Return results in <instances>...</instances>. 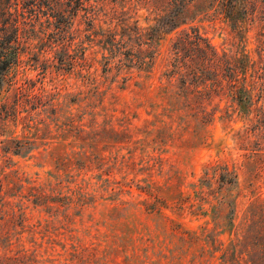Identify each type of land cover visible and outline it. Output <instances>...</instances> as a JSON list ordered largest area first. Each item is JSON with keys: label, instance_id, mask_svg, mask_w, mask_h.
<instances>
[{"label": "rangeland", "instance_id": "374dc122", "mask_svg": "<svg viewBox=\"0 0 264 264\" xmlns=\"http://www.w3.org/2000/svg\"><path fill=\"white\" fill-rule=\"evenodd\" d=\"M110 1L105 17L104 0H0L20 49L0 79V264H262L264 0L243 2L239 37L222 0H195L151 45L141 0ZM194 31L211 52L184 43L186 63L243 62L259 103L228 97L223 67L200 88L167 76Z\"/></svg>", "mask_w": 264, "mask_h": 264}, {"label": "trees", "instance_id": "16d2710c", "mask_svg": "<svg viewBox=\"0 0 264 264\" xmlns=\"http://www.w3.org/2000/svg\"><path fill=\"white\" fill-rule=\"evenodd\" d=\"M36 2V0H34ZM108 0H104L101 4L100 9L98 10L103 16L107 17L109 12H107V3ZM118 0H112L110 3L113 5L116 4ZM121 1V0H120ZM123 2H127V0H122ZM129 0L128 2H130ZM195 0H141V4H143V8L148 12V16L146 17L147 21H151L154 24L148 26L147 28H141V31H145L146 34L141 37H145L144 41L141 42L142 45H151L152 43L160 44L164 41L168 36L178 32L183 27L189 25V15L191 13L192 3ZM129 5V8H132V1ZM243 2L247 4L248 0H222V12L225 14V17L231 23L232 32L236 34V37H239L243 28V21H240L239 16L245 11L247 15L249 12L247 10V6H243ZM18 5V4H17ZM110 11L116 12L115 7H111ZM242 12V13H241ZM254 12V10H253ZM251 13V15L253 14ZM96 20V19H94ZM186 31V30H185ZM183 31V32H185ZM18 32V31H17ZM195 31L193 32V34ZM261 38H264V34H259ZM193 38V39H192ZM113 41H116V38H113ZM204 41L203 37L198 34H194L190 36L188 33L184 34V37H181L179 41L173 44V61L170 63V67L173 69L170 70V74L167 76L172 79L176 75L181 76L180 83L184 86L187 85V81L190 80V86L200 82V85H197L196 88H200L211 79L205 78L206 74L209 72V69L213 66L216 67V73L218 72V68H222V82H226L227 91H229L228 97H231L233 101H237L239 105L246 103H251L252 105L257 104L262 99V92L260 93V98L255 100V96H253L255 84L253 83L250 87L242 84V81H247V73L249 72V66L243 64V62L239 60L227 61L223 65L217 63V53L212 52V57L208 59V64L206 68H197L193 66L194 59H192V63H186V59L189 58L184 52L183 45L184 43H190L192 45H197L200 52L207 53L210 51L209 46L201 47V43ZM261 48L264 52V40L261 39ZM19 37L18 33L14 36L5 35L4 37H0V47L3 48V60L0 62V79L4 76V72L12 65L19 62ZM207 59V58H206ZM185 73H183V71ZM169 71V69H168ZM219 73V72H218ZM253 79L258 81H263L264 84V68H261L260 71L255 73ZM218 77L220 74H216ZM242 76V77H241ZM221 82V83H222ZM216 84V83H215ZM214 84V85H215ZM264 91V89H262ZM215 167L212 164L207 165V170H213ZM206 172V177L209 176V172ZM215 175L210 178L211 181L216 179L217 176L220 178L217 179V182L222 184L232 185L236 179V176L233 175L230 171L226 170V173L220 174L218 173V169H214ZM222 188V187H221ZM256 213L254 214V223H258L261 227V232L259 233L263 235V240H259L257 245L261 246L262 251H264V202L256 207ZM236 211L233 210L231 217L228 219L231 220L230 225L234 226L236 221ZM23 223V222H22ZM21 229H24L22 224L17 225ZM23 226V227H22ZM233 232V228H232ZM22 232L18 234H22ZM10 242V241H8ZM12 246V243H9V248ZM2 248V246H0ZM236 250V245L233 243L232 248L228 251ZM261 263L264 264V256L261 257ZM35 264V262H34Z\"/></svg>", "mask_w": 264, "mask_h": 264}]
</instances>
